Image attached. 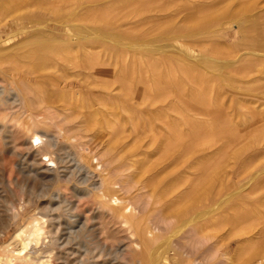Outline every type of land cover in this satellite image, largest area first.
Listing matches in <instances>:
<instances>
[{"label":"rangeland","instance_id":"obj_1","mask_svg":"<svg viewBox=\"0 0 264 264\" xmlns=\"http://www.w3.org/2000/svg\"><path fill=\"white\" fill-rule=\"evenodd\" d=\"M203 1L195 5L193 0H0V49L6 50L0 51V77L22 74L19 66L26 62L42 71L54 70L55 61L46 57L17 61L19 51L12 46H92L91 59L97 62L93 71L116 81L103 92L101 82L96 81L92 92L85 95L87 103L76 102L80 122L111 144L121 145L127 154L140 153L139 169L150 164V153L156 152L152 161L158 171L154 186L162 196L161 216L173 221L194 216L196 223L205 221V233L217 245L229 248L228 264H264V237L242 234L250 229L247 224L264 222V59L243 54L250 46L256 47L255 36H264V25L259 23L264 19V0ZM208 18L214 20L206 22ZM238 26L243 27L241 32ZM244 35L247 43L241 41ZM41 54L50 58L52 53ZM117 62L120 66L116 67ZM74 73L68 70L67 74ZM119 75L127 88L134 78L140 79L143 107H150L144 102L150 85L158 93L155 106L160 114L154 144L150 132L136 138L130 132L129 112L112 114L115 105L110 102L116 99L106 92L119 93ZM80 84L74 89L83 93ZM45 86L52 89L47 82ZM62 88L58 95L70 90L66 85ZM166 112L169 117L164 116ZM142 117L141 122H134L144 132L147 113ZM121 128L126 131L118 133ZM3 155L2 175L8 183L20 175L14 156ZM8 185L0 184V223L14 210L7 200L19 207L26 199L19 187ZM46 199L28 204L25 216L43 212ZM86 203V197L76 200L77 212ZM14 230L11 226L0 242ZM165 238L159 237L154 246ZM105 241L111 247L117 243ZM184 243L187 262L204 250L194 238ZM217 245L209 240L205 250L217 249Z\"/></svg>","mask_w":264,"mask_h":264},{"label":"bare ground","instance_id":"obj_2","mask_svg":"<svg viewBox=\"0 0 264 264\" xmlns=\"http://www.w3.org/2000/svg\"><path fill=\"white\" fill-rule=\"evenodd\" d=\"M203 2L193 0L192 3L203 5ZM208 19L206 22L214 20ZM259 23L264 25V19ZM241 29L243 27L238 26L240 32ZM241 41H248L247 37L244 35ZM255 42L256 47L250 46L243 54L264 59V36H255ZM11 48L19 51V58L15 57L17 61L23 58L35 62L46 57L55 62L54 70L42 71L34 63L26 66L27 62L23 61L26 63L19 66L22 74L0 77V184H13L26 196L19 207L13 200L6 199L9 209L14 210L0 223V228L4 229L0 231V239L6 237L11 226H15V230L0 242V264H176L180 258V264H228L229 248L222 243L218 246L212 240L214 237L205 233L203 219L200 223H196L194 216L173 221L160 215L162 196L157 194L154 186L158 172L152 161L156 155L154 150L150 153L149 166L139 169L136 163L143 159L138 158L140 153L127 154L121 145L111 144L80 122L79 114L75 112L76 102L87 100L85 95L92 92L96 81L101 82L102 92L110 89L116 81L111 75L93 71L97 62L91 59L92 46L84 43L55 47L20 44ZM1 50L6 51L5 48ZM45 52L52 53L51 57L41 54ZM68 70H74V75L67 74ZM121 78L117 95L114 96L112 90L106 92L108 97L116 99L110 102L115 105L111 112L115 115L129 112L127 118L132 120L130 132L135 138L150 132V143L154 144L160 114L159 107L155 106L158 93L150 85L144 100L150 107H143L140 79L135 81L134 78L129 84L131 87L127 88L125 78ZM46 82L52 89L45 86ZM77 83H81L83 93L74 89ZM65 85L70 87L68 93L58 95ZM96 109L107 114L103 109ZM143 113H147L148 119L147 128L141 132L134 120L141 122ZM164 116L169 117V114L166 112ZM163 121L167 123L166 119ZM125 131L124 128L117 129L118 133ZM171 140L167 139V143L172 144ZM4 153L14 156L15 171L20 175L8 183L2 175ZM64 188L68 190L67 194ZM45 196L43 212L25 216L27 205ZM81 197H86L87 203L82 212H77L76 200ZM247 225L250 229L243 235L264 237V222ZM163 235L165 240L154 246ZM187 238H194L204 249L190 257V262L183 257L188 254L183 250ZM107 239L117 243L111 247L105 241ZM209 240L212 246H218L217 249L205 250Z\"/></svg>","mask_w":264,"mask_h":264}]
</instances>
